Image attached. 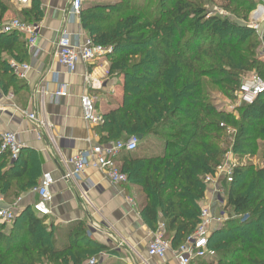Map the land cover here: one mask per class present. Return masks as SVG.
I'll use <instances>...</instances> for the list:
<instances>
[{
	"label": "trees",
	"instance_id": "16d2710c",
	"mask_svg": "<svg viewBox=\"0 0 264 264\" xmlns=\"http://www.w3.org/2000/svg\"><path fill=\"white\" fill-rule=\"evenodd\" d=\"M7 1L0 0V19ZM31 1L27 14L36 22L38 5ZM152 2L118 0L84 6L79 19L87 37L110 48L109 74L124 79L121 104L106 113L105 125L97 127L100 133L105 126V141L101 138L100 143L140 136L134 152L122 153L120 169L141 187L144 219L156 230L160 216L163 237L174 249L198 222L202 177L220 162L226 124L236 129L235 157L251 158L260 147L257 140L264 139V93L240 109L236 118L209 103L206 87L231 96L242 74L254 69L264 77V63L248 27L206 18L193 0H154L149 10ZM237 2L246 13L254 6L253 0ZM8 35L10 41L0 45V87L16 91L21 85L4 55H23L25 45L15 40L17 35ZM152 136L158 139L155 144ZM31 158L35 154L22 148L9 164L8 153L0 152V194L13 198L36 186L40 160L30 164ZM226 209L230 217L208 238V248L214 251L208 264H264V165L237 163L226 186ZM54 233L31 206L26 207L10 227L0 222V264L33 259L34 253L50 264H81L103 248L79 229L59 249ZM206 258L194 263L205 264Z\"/></svg>",
	"mask_w": 264,
	"mask_h": 264
},
{
	"label": "crops",
	"instance_id": "0c3cea01",
	"mask_svg": "<svg viewBox=\"0 0 264 264\" xmlns=\"http://www.w3.org/2000/svg\"><path fill=\"white\" fill-rule=\"evenodd\" d=\"M115 1L85 2L86 6H90L111 4ZM34 2L37 3L39 12L36 22L29 13L27 14L33 1L27 5H19L13 0H8V9L0 19L1 22H7L15 16H20L21 20L38 25L34 46L28 47L24 35L15 34L18 36L15 40L21 39L24 42V54L13 52L12 57L4 55L9 66L15 61L27 64L29 70L24 78H17L21 86L16 91L12 88L3 91L0 87V133H16L23 148L35 154V159H29V163L36 165V158L40 160L37 184L44 172H49L54 179L50 187L53 197L50 213L40 218L55 232L56 247L59 249L67 245L71 232L79 229L92 242L103 247L81 264H87L92 258L100 264H177L171 250L167 251L164 258L151 257L147 253V244L155 231L141 214L145 198L140 186L129 180L120 185H113L102 173L90 169L79 179L99 186L83 196L74 181L63 178L67 168L65 160L71 154L77 149L100 142L101 138L105 141V126L101 127L100 133L97 127L105 125L106 113L121 104V79L109 78L107 57L89 63L78 62L75 72L68 74L57 62V42L63 34L69 35L75 44L81 43L87 37L81 27L79 15L72 16L69 13L71 0ZM11 36L0 34V45L7 44ZM54 71L59 72V83L67 85L65 97L56 98L54 95L59 85L52 76ZM86 75L90 77L86 78ZM84 93L96 98L95 107L103 116L102 124L92 125L83 120L80 96ZM32 111L37 112L47 123V126L38 132L22 113ZM53 139L56 145H53ZM156 142L152 140L153 144ZM72 143L74 149L68 148ZM123 156L121 154L117 158L120 168ZM7 199L9 198L0 194V207H9L16 219L22 210L36 201L37 196L31 188L20 192L12 201ZM13 221L6 226L10 227Z\"/></svg>",
	"mask_w": 264,
	"mask_h": 264
},
{
	"label": "built area",
	"instance_id": "2783aa9c",
	"mask_svg": "<svg viewBox=\"0 0 264 264\" xmlns=\"http://www.w3.org/2000/svg\"><path fill=\"white\" fill-rule=\"evenodd\" d=\"M19 5H27L31 0H13ZM81 0H71L69 13L79 15L81 10ZM262 12L255 11L251 15V26L258 27L256 20L258 18L264 30V7ZM35 23H28L18 18H12L7 22L0 21V34H18L24 35L28 47L35 45L37 40V27ZM262 39V37H261ZM264 45V44H263ZM110 48L95 43L89 37L83 39L81 43H73L70 36L63 34L57 42V62L65 69L68 74H73L76 70L78 62L89 63L100 58L106 57ZM10 68L18 79L24 78L29 66L24 63L12 61ZM53 78L59 83V72H52ZM90 75H86V78ZM262 93H264V77L259 74H254L243 81L235 95L242 105L252 104ZM55 97L67 96V85L59 83L58 89L54 93ZM96 98L88 93L80 96V107L83 120L92 125H99L103 123V116L97 112L95 107ZM28 121L33 125L35 131L47 126V123L42 117H39L37 112H22ZM139 138L136 135H131L124 140L111 141L106 143L97 142L91 144L87 148L77 149L65 161L67 166L63 173V178L74 181L82 195L85 196L91 190L97 188L99 185L91 183L87 180L79 179L80 176L85 175L87 170H97L113 185H120L127 182V175L121 171L117 164V158L122 153L134 152L137 149ZM53 145H56L54 139ZM70 143V142H67ZM23 146L20 143L16 133L11 131H4L0 133V152L8 153L9 164L16 161ZM68 148L74 149V144H70ZM237 163L230 161L218 164L213 174L204 177L205 183L216 198L221 200L223 194V186L220 181L225 184L232 182L233 169ZM54 179L49 172H44L38 182L33 188L37 199L31 205V209L35 215L39 217L47 216L50 213V204L52 201V193L50 190ZM222 183V182H221ZM15 218L14 212L9 207H0V222L10 224ZM226 215L223 209H212L210 205L203 207L200 211L198 222L184 241L176 248H171L168 241L163 237V227L159 226L153 233L151 239L147 244V253L151 257L164 258L168 250H171L177 264H193L194 261L211 257L214 251L208 248V238L211 233L218 228L225 220ZM95 258L88 261L87 264H94ZM39 264H49L41 262Z\"/></svg>",
	"mask_w": 264,
	"mask_h": 264
},
{
	"label": "rangeland",
	"instance_id": "374dc122",
	"mask_svg": "<svg viewBox=\"0 0 264 264\" xmlns=\"http://www.w3.org/2000/svg\"><path fill=\"white\" fill-rule=\"evenodd\" d=\"M81 1H82L81 8H83L84 6H86V2H85L86 0H81ZM98 1H101V0H98ZM116 1H118V0H116ZM147 1L148 0H145V2H147ZM151 1H153V2L148 5L149 10L152 9L155 5L154 0H151ZM193 1H195L197 3V5L203 10L206 18L217 17V18H220L222 20H227L231 26L234 25V26H238V27L239 26L248 27L252 31L251 39H254L257 42L256 48H255L257 51V56L264 63V45H263L262 39H261L263 26L260 24V21H259L260 18H258L255 22L256 24H258L257 29L253 28L251 26V23H250L252 13L257 11L259 9L258 8L259 6L264 7V0H253L254 6L247 13L243 9L238 8V2L237 1L240 2L241 0H193ZM245 14H246V17L243 18V15H245ZM14 18L21 19L22 17L15 16ZM254 74H257V71H254V69L242 74L240 76V84L243 81H247V79L250 78V76H252ZM108 75H109V78H115V79L117 78L115 76V74H109V70H108ZM120 79L121 80L119 82L120 83L119 85L122 88L123 83H124V79L123 78H120ZM206 89H207V92H206L207 93V100L209 101L210 104L214 105L215 108L219 111L221 110L224 113H231L234 115V117L237 118L239 115L240 109L245 107V105H242L239 102L238 98L235 95V92L231 96H225L218 88H216L212 85H207ZM122 93H123V90H122ZM258 105H256V107H258ZM222 125H225V124L223 123ZM235 131H236V129L233 126L226 124L225 132H224L225 141L224 142L222 141V143H220V148L224 152L222 154V157L220 159L219 164L231 160L232 162H235V163L253 164V165H255V167L263 166L264 165V158H261V154H262V151L264 149V139L259 138L257 140V143L260 147L258 148L257 152H255V153H253V155H251L252 156L251 158L247 155L238 158V157H235V155L233 153V149H232L233 148L232 144L234 143V139H235ZM151 138L154 141L158 140L154 136H152ZM118 140H120V139H118ZM210 174H213V172L206 174V175H210ZM205 176L202 177L203 186H204V190H203L204 191V197L202 198V200L199 201V203H200L199 214H200V211L203 207H207L208 205H210V207H212V209L215 208V211H216V209H218V210L223 209L225 211V215H226L225 220H226L227 218L230 217V215H229L230 210L226 209V186L228 184H225L223 181L219 182L220 187H221V185L223 186V194L220 195L221 196V200H220V199L216 198L211 192H209V190H207L208 186L205 183V179H204ZM33 188H32V192H33ZM13 189L14 188H12L11 190H13ZM12 199L13 198L10 197L9 199H7V201L8 200L12 201ZM10 203H12V202H10ZM199 214H198V217H199ZM239 216H241V215L232 214L231 217H239ZM15 220L16 219H14V221ZM159 226H162L163 232H165V225H164V222L162 221V219H160L159 224L157 225L156 228L158 229ZM156 230H154V231H156ZM225 237H227V236H225ZM18 256H20V254ZM34 256L35 257L33 259H25L24 258V260H22L20 258H16L17 260L12 261L11 264H20L18 261L22 262V264H39L41 262H47V263L51 262L46 258L40 259L39 257H37V256H39L37 253H34ZM213 257L214 256L207 257L204 260L205 264H208V261L212 260Z\"/></svg>",
	"mask_w": 264,
	"mask_h": 264
},
{
	"label": "water",
	"instance_id": "95a60500",
	"mask_svg": "<svg viewBox=\"0 0 264 264\" xmlns=\"http://www.w3.org/2000/svg\"><path fill=\"white\" fill-rule=\"evenodd\" d=\"M262 43L264 44V30H263V33H262ZM138 138L140 139V136H138Z\"/></svg>",
	"mask_w": 264,
	"mask_h": 264
},
{
	"label": "bare ground",
	"instance_id": "6f19581e",
	"mask_svg": "<svg viewBox=\"0 0 264 264\" xmlns=\"http://www.w3.org/2000/svg\"><path fill=\"white\" fill-rule=\"evenodd\" d=\"M258 12H262V8L261 7L258 9Z\"/></svg>",
	"mask_w": 264,
	"mask_h": 264
}]
</instances>
